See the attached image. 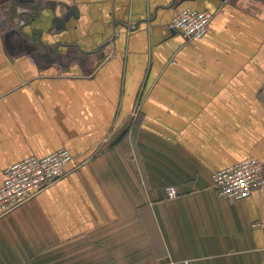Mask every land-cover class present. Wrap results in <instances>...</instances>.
Wrapping results in <instances>:
<instances>
[{"label":"crops","instance_id":"0c3cea01","mask_svg":"<svg viewBox=\"0 0 264 264\" xmlns=\"http://www.w3.org/2000/svg\"><path fill=\"white\" fill-rule=\"evenodd\" d=\"M185 9L202 40L168 30ZM61 149L64 179L0 207V264H264V185L212 181L264 164V0H0V187Z\"/></svg>","mask_w":264,"mask_h":264},{"label":"built area","instance_id":"2783aa9c","mask_svg":"<svg viewBox=\"0 0 264 264\" xmlns=\"http://www.w3.org/2000/svg\"><path fill=\"white\" fill-rule=\"evenodd\" d=\"M213 15L209 12L185 9L168 24L170 32L180 34L187 41L202 40L208 33ZM74 157L68 149H61L45 157H28L10 166L4 173L0 187V207L4 213L36 197L42 191L64 179ZM213 189L231 202L247 200L254 190L264 185V164L256 159L239 163L212 175ZM169 199L176 198L175 187L166 189ZM185 264H192L186 262Z\"/></svg>","mask_w":264,"mask_h":264},{"label":"water","instance_id":"95a60500","mask_svg":"<svg viewBox=\"0 0 264 264\" xmlns=\"http://www.w3.org/2000/svg\"><path fill=\"white\" fill-rule=\"evenodd\" d=\"M72 10V9H71ZM74 10V9H73ZM71 15V12L69 13V16Z\"/></svg>","mask_w":264,"mask_h":264}]
</instances>
